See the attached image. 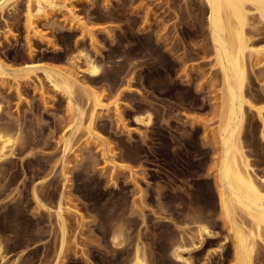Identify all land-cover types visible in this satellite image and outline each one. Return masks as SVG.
I'll return each mask as SVG.
<instances>
[{
    "label": "rangeland",
    "instance_id": "374dc122",
    "mask_svg": "<svg viewBox=\"0 0 264 264\" xmlns=\"http://www.w3.org/2000/svg\"><path fill=\"white\" fill-rule=\"evenodd\" d=\"M52 1L55 7L36 15L39 33L27 28V0L0 10V58L14 68L37 63L79 72L105 105L94 123L100 138L85 127L73 132L75 110L42 70L19 84L0 77V133L11 138L0 157V264H56L62 191L68 234L59 264H130L137 245L147 264H233L232 255H222L226 240L233 245L217 193L223 79L206 3ZM247 31L262 50L248 60L246 92L264 108L259 14L250 15ZM82 85L75 97L86 106V124L92 102ZM245 113L242 143L264 177V126L255 109ZM64 136L72 145L65 168ZM34 189L53 209L36 202ZM200 224L214 235L180 259L176 248L197 240ZM257 243L254 264H264V244Z\"/></svg>",
    "mask_w": 264,
    "mask_h": 264
},
{
    "label": "bare ground",
    "instance_id": "6f19581e",
    "mask_svg": "<svg viewBox=\"0 0 264 264\" xmlns=\"http://www.w3.org/2000/svg\"><path fill=\"white\" fill-rule=\"evenodd\" d=\"M17 1L0 0V10L6 5ZM203 1L208 8L207 20L210 38L223 79V90L221 93L222 110L220 115L221 159H219L220 163L218 166L217 193L220 211L223 214L225 224L229 227L230 235L228 239H232L233 245L230 250L227 246L228 240H226L222 246V255L226 260L229 255H232L233 264H254L255 250H257L256 244L258 245V241L264 244V177L256 172L250 156L246 153L241 133L246 115V106L258 112L264 126V108L253 104L246 92L248 60L252 59L262 50L259 45L255 44L253 37L248 33L247 26L249 25L252 13L259 14V17L264 20V0ZM32 2L37 4L35 11L32 10ZM46 5L55 7L56 4L52 0H27V28L29 30L31 29L32 31L34 29V32H38L36 31L38 28H36V15L45 11ZM64 6L67 8V12H70L72 18L77 19L78 16L73 7L66 3ZM77 20L82 23V26H85L81 18L78 17ZM86 31L90 32L91 30L86 29ZM86 58L87 69L92 75H96L98 73V66L90 58ZM37 70L43 71L45 78L48 79L56 91L67 96L69 107L75 110L77 115L75 123L72 126L73 132L81 127H85L88 134L90 133L93 137L100 138L98 133L95 132L94 123L98 114L97 111L104 103L90 88L82 85L83 82L78 76L79 72L37 63H26L20 68H14L6 65L0 58V77L11 76L18 84L21 81V77H30V74L37 73ZM79 84L82 85L88 100L92 102L91 112L86 124L83 122L86 106L81 105L75 97V89ZM18 88L19 85H17ZM119 102V99L115 101L117 110H119ZM136 118L140 117L136 116ZM10 141V137H6L0 133V142L3 143L2 148H0V157L7 145L6 143ZM63 143L64 149L61 161H63L62 164L65 168L67 155L72 150L69 136L63 137ZM121 166L124 165L122 164ZM65 175V180H68L66 172ZM37 192L34 189L33 197L36 202L45 209H53L41 199ZM64 198L65 192L62 191L55 209L61 230V246L57 252L56 264L59 262L61 254H63V247L67 239L66 235L68 234L67 219L65 217V212L68 208L65 209ZM197 231V240L193 239L191 245H179L176 248V254L180 259L183 257V252L186 249L199 250L203 248L205 240L214 235L213 231L205 224H200ZM142 252V247L137 245L134 251V259L130 264H147L145 258L142 256ZM185 260L188 264H193L189 258H185Z\"/></svg>",
    "mask_w": 264,
    "mask_h": 264
}]
</instances>
